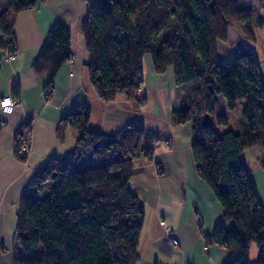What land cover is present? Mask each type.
<instances>
[{
	"label": "trees",
	"instance_id": "1",
	"mask_svg": "<svg viewBox=\"0 0 264 264\" xmlns=\"http://www.w3.org/2000/svg\"><path fill=\"white\" fill-rule=\"evenodd\" d=\"M38 0H7L0 8V49L14 50V25L20 12L31 10ZM80 23L87 54V72L97 98L109 102L117 95L145 104L136 93L144 84L143 60L149 56L154 72L171 69L175 87L176 123L191 124L190 147L197 177L218 202L224 221L208 234L206 245L225 249L222 264H264V209L241 153L259 146L264 151V80L253 52L237 49L222 61L218 43L226 41L228 28L242 24L246 39L264 27V17L239 0H84ZM70 29L55 21L32 64L35 74H45L50 86L60 67L70 60ZM216 95L229 109L244 102L243 132L202 127L204 114L218 125L226 123L214 114ZM13 96L17 98V95ZM176 110V111H175ZM175 116V115H174ZM89 109L70 110L56 129L58 139L66 127L74 131L70 157L52 158L32 176L18 200L16 247L11 264H136L137 246L144 221V205L129 189L134 163L152 160L160 140L140 124L125 125L112 134L87 128ZM1 129V125H0ZM29 124L13 136V154ZM85 157L94 167L76 169ZM264 173V161L261 163ZM49 183L48 197L30 192ZM257 255L250 260V245Z\"/></svg>",
	"mask_w": 264,
	"mask_h": 264
},
{
	"label": "crops",
	"instance_id": "2",
	"mask_svg": "<svg viewBox=\"0 0 264 264\" xmlns=\"http://www.w3.org/2000/svg\"><path fill=\"white\" fill-rule=\"evenodd\" d=\"M239 1L264 17V0ZM85 11L84 0H38L33 9L16 17L13 57H6L8 48L0 49V100L9 94L18 99L10 111L0 109V264H11L18 200L26 185L50 159L72 155L74 131L66 127L58 139L56 129L59 120L80 105L89 109L87 128L91 131L112 134L125 125L140 124L160 140L152 160L135 161L128 184L144 205L136 264H222L225 249L206 245L203 234L210 233L217 224L230 227L232 223L224 221L218 202L195 173L191 124L176 123L177 114L172 113L176 93L171 69L157 75L149 56L144 57L147 72L136 96L144 97L145 104L139 109L120 94L112 101H100L88 79V57L80 32ZM55 21L70 29L72 56L54 76L51 97L46 100L43 90L48 77L35 74L32 64ZM253 39L244 37L242 24L229 27L226 41L217 46L222 61L233 58L237 49L255 54ZM258 63L264 78L262 62ZM218 101L223 105L216 95L214 114L218 112ZM23 124H29V130L23 133L28 144L24 163L14 156L12 147L14 132ZM263 161L264 151L259 146L241 153V165L251 173L264 209Z\"/></svg>",
	"mask_w": 264,
	"mask_h": 264
},
{
	"label": "rangeland",
	"instance_id": "3",
	"mask_svg": "<svg viewBox=\"0 0 264 264\" xmlns=\"http://www.w3.org/2000/svg\"><path fill=\"white\" fill-rule=\"evenodd\" d=\"M7 5V0H0V8L3 9ZM254 36V42H255V55L257 56L258 60L262 64V72L264 74V32L261 31V29L256 28L253 31ZM231 58H225L224 61H227ZM257 60V61H258ZM258 61V62H259ZM146 62H143V70H144V77L146 75L147 69ZM264 80V78L262 77ZM140 94L139 90L137 91L136 95ZM121 95V94H120ZM137 97V96H136ZM218 98L223 100V105L219 101L216 103L218 112L217 114H222L225 117L226 123L224 125H218L215 121H213V126L215 128L216 135H220L222 132L226 130H232L234 132H243V126H242V120H241V114L244 107V102L242 101H236L233 108L229 109L226 106L225 99L218 95ZM132 105H133V101ZM177 102H175V107L178 108V105L176 106ZM176 111V110H175ZM96 165V162L92 157H85L83 158L77 165L76 169H85L89 167H94ZM50 187L49 183H44L40 186V189L38 191H34L33 196L38 199H45L48 197V189ZM163 224V222H161ZM257 255V245L256 243H252L250 245V260H255Z\"/></svg>",
	"mask_w": 264,
	"mask_h": 264
},
{
	"label": "built area",
	"instance_id": "4",
	"mask_svg": "<svg viewBox=\"0 0 264 264\" xmlns=\"http://www.w3.org/2000/svg\"><path fill=\"white\" fill-rule=\"evenodd\" d=\"M5 55L8 59H11L13 57V53L11 52L6 51ZM43 95L46 100L50 99L51 97V87L50 86L44 88ZM17 104H18V99L15 98L13 95L9 94L0 100V109H2V111H5V110L10 111ZM19 142L21 143L20 153L22 152L27 153L28 144L25 143L23 136L21 137ZM173 243H176V241L173 240Z\"/></svg>",
	"mask_w": 264,
	"mask_h": 264
},
{
	"label": "water",
	"instance_id": "5",
	"mask_svg": "<svg viewBox=\"0 0 264 264\" xmlns=\"http://www.w3.org/2000/svg\"><path fill=\"white\" fill-rule=\"evenodd\" d=\"M202 127L207 128V127H212L213 125V120L212 117L209 114H204L202 121H201Z\"/></svg>",
	"mask_w": 264,
	"mask_h": 264
}]
</instances>
